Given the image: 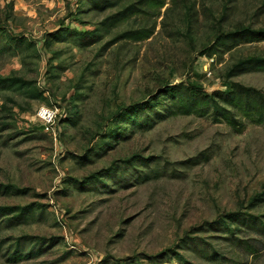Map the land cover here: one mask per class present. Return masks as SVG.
I'll return each mask as SVG.
<instances>
[{
  "label": "rangeland",
  "instance_id": "374dc122",
  "mask_svg": "<svg viewBox=\"0 0 264 264\" xmlns=\"http://www.w3.org/2000/svg\"><path fill=\"white\" fill-rule=\"evenodd\" d=\"M131 1L0 0V264H264V127L167 114L191 91H264V72H231L264 41L214 44L264 28V0H165L105 25Z\"/></svg>",
  "mask_w": 264,
  "mask_h": 264
},
{
  "label": "trees",
  "instance_id": "16d2710c",
  "mask_svg": "<svg viewBox=\"0 0 264 264\" xmlns=\"http://www.w3.org/2000/svg\"><path fill=\"white\" fill-rule=\"evenodd\" d=\"M92 7L104 9L119 4L118 0H89ZM165 5V0H132L128 4H122L118 11L105 20V25L113 27L130 17L141 15L144 17H155L160 15V9ZM154 32V25L127 29L117 39H128L141 41L149 38ZM85 35L84 33H81ZM264 41V28L252 29L242 28L219 36L214 42L215 46L222 47V51H228L235 46L244 43ZM213 47L215 49L216 47ZM233 75L246 72H264V56L251 55L237 61L231 68ZM219 99V100H217ZM175 102L167 107V114L177 113L195 114L203 117L211 115L214 122H224L231 127L241 126V118L247 119L254 124L264 127V91L232 82L225 91L217 90L210 96L191 91L186 98L178 97ZM145 128L151 124L146 120ZM43 127V126H42ZM7 215V214H6ZM247 245V242H240ZM255 253L253 251L250 254ZM12 261L21 258L14 254ZM208 261H216L215 253L203 254Z\"/></svg>",
  "mask_w": 264,
  "mask_h": 264
},
{
  "label": "built area",
  "instance_id": "2783aa9c",
  "mask_svg": "<svg viewBox=\"0 0 264 264\" xmlns=\"http://www.w3.org/2000/svg\"><path fill=\"white\" fill-rule=\"evenodd\" d=\"M36 117L43 123L46 130L52 129L57 113L54 108L41 106L36 111Z\"/></svg>",
  "mask_w": 264,
  "mask_h": 264
}]
</instances>
